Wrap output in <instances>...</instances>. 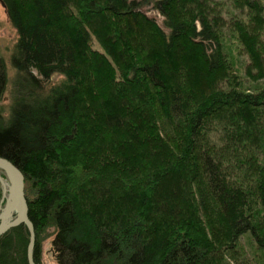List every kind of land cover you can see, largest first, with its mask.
Returning a JSON list of instances; mask_svg holds the SVG:
<instances>
[{"label": "trees", "instance_id": "trees-1", "mask_svg": "<svg viewBox=\"0 0 264 264\" xmlns=\"http://www.w3.org/2000/svg\"><path fill=\"white\" fill-rule=\"evenodd\" d=\"M0 3V157L24 177L36 264L50 237L58 264H234L242 236L264 251V0ZM28 240L4 232L0 264H29Z\"/></svg>", "mask_w": 264, "mask_h": 264}, {"label": "rangeland", "instance_id": "rangeland-1", "mask_svg": "<svg viewBox=\"0 0 264 264\" xmlns=\"http://www.w3.org/2000/svg\"><path fill=\"white\" fill-rule=\"evenodd\" d=\"M148 16L153 17L157 23L163 28V18L159 16L156 11H153L151 7L145 8ZM233 8H229L227 10L223 9V14L225 18L229 19L230 17H234L236 19H242V14L237 11H232ZM241 16V17H240ZM16 40V32L11 27L9 21L7 20L4 7L0 3V52L4 57L8 56L9 50L11 49L12 44ZM92 47L95 50H101L95 39H92ZM237 50L231 48L230 46V56L232 57L233 63L236 64V74L239 77L240 82L245 86H253L250 84L255 83L250 79L246 78L245 72L246 67H248L251 62L248 61V58L245 55H236ZM55 80H58L55 78ZM264 84V78L261 82H257L256 84ZM24 178V177H23ZM0 213L1 210L6 206V189L5 183H7L8 179L5 174L0 170ZM24 184V180H23ZM25 196V195H24ZM16 214L13 215V219ZM12 219V220H13ZM51 238V237H50ZM50 238H47L42 243V252H41V262L42 264H58L54 258L53 251L50 246ZM29 241V240H28ZM238 256L237 261L234 264H264V251L259 248L253 241V239L249 237L242 236L238 243Z\"/></svg>", "mask_w": 264, "mask_h": 264}, {"label": "water", "instance_id": "water-1", "mask_svg": "<svg viewBox=\"0 0 264 264\" xmlns=\"http://www.w3.org/2000/svg\"><path fill=\"white\" fill-rule=\"evenodd\" d=\"M0 170L5 174L7 179L10 182L11 189L14 194V203L7 212L15 210L22 202V207L17 213L15 218L7 224L0 223V236L7 230L20 225H26L29 231V241L27 245V260L29 264H36L32 258V248L35 241V232L32 222L28 218V206L27 201L24 196V184H23V175L21 172L7 159L0 157ZM1 180V179H0ZM5 212H1L0 216H3Z\"/></svg>", "mask_w": 264, "mask_h": 264}, {"label": "bare ground", "instance_id": "bare-ground-1", "mask_svg": "<svg viewBox=\"0 0 264 264\" xmlns=\"http://www.w3.org/2000/svg\"><path fill=\"white\" fill-rule=\"evenodd\" d=\"M5 189H6V195H5V200H6V206L4 207L3 210H1V212H5V214L3 216H0V223L3 224H7L10 221H12L13 219V215L16 214L20 211L21 207H22V202H20V205L13 211L11 212H7L9 210V208H11L13 206L14 203V194L13 191L11 189V185L9 180L7 181V183H5Z\"/></svg>", "mask_w": 264, "mask_h": 264}]
</instances>
